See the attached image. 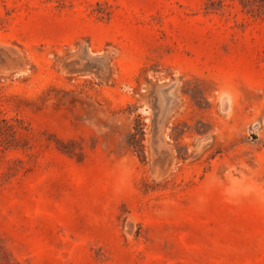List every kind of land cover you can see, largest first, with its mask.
I'll return each mask as SVG.
<instances>
[{
  "label": "rangeland",
  "instance_id": "374dc122",
  "mask_svg": "<svg viewBox=\"0 0 264 264\" xmlns=\"http://www.w3.org/2000/svg\"><path fill=\"white\" fill-rule=\"evenodd\" d=\"M0 264H264V17L0 0Z\"/></svg>",
  "mask_w": 264,
  "mask_h": 264
},
{
  "label": "trees",
  "instance_id": "16d2710c",
  "mask_svg": "<svg viewBox=\"0 0 264 264\" xmlns=\"http://www.w3.org/2000/svg\"><path fill=\"white\" fill-rule=\"evenodd\" d=\"M243 9L253 15L264 17V0H240ZM145 139L144 124L139 120L133 126V131L130 133L128 141L129 144L134 147L142 160H145L144 144Z\"/></svg>",
  "mask_w": 264,
  "mask_h": 264
}]
</instances>
